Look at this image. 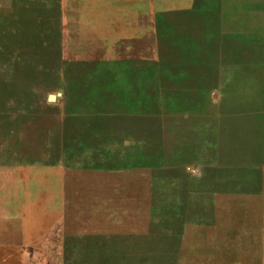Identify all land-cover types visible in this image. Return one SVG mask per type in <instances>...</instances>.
I'll return each instance as SVG.
<instances>
[{
  "label": "rangeland",
  "instance_id": "1",
  "mask_svg": "<svg viewBox=\"0 0 264 264\" xmlns=\"http://www.w3.org/2000/svg\"><path fill=\"white\" fill-rule=\"evenodd\" d=\"M0 264H264V0H0Z\"/></svg>",
  "mask_w": 264,
  "mask_h": 264
},
{
  "label": "crops",
  "instance_id": "2",
  "mask_svg": "<svg viewBox=\"0 0 264 264\" xmlns=\"http://www.w3.org/2000/svg\"><path fill=\"white\" fill-rule=\"evenodd\" d=\"M64 141L66 142V145L64 147V150L66 151L67 146H68L66 134H64ZM71 152L73 153V155L77 156L76 153H74L73 151H69L68 156L72 155ZM50 170L54 171L55 174L60 175L63 178V180H65L64 177L67 173H70V174L74 173V176L76 174V177L71 178V180H73L77 184H80L81 176H79V174H81V171L79 168H76V167L68 168V167H65L64 165H61V166L50 168Z\"/></svg>",
  "mask_w": 264,
  "mask_h": 264
},
{
  "label": "water",
  "instance_id": "3",
  "mask_svg": "<svg viewBox=\"0 0 264 264\" xmlns=\"http://www.w3.org/2000/svg\"><path fill=\"white\" fill-rule=\"evenodd\" d=\"M56 98L57 97L55 95H51V96H49V99L48 100H49L50 103H53V102L56 101Z\"/></svg>",
  "mask_w": 264,
  "mask_h": 264
}]
</instances>
